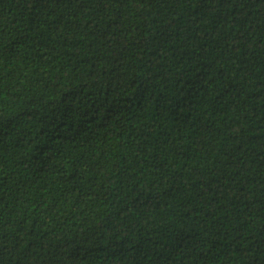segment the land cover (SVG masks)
I'll use <instances>...</instances> for the list:
<instances>
[{"label":"trees","instance_id":"trees-1","mask_svg":"<svg viewBox=\"0 0 264 264\" xmlns=\"http://www.w3.org/2000/svg\"><path fill=\"white\" fill-rule=\"evenodd\" d=\"M0 264H264V0H0Z\"/></svg>","mask_w":264,"mask_h":264}]
</instances>
